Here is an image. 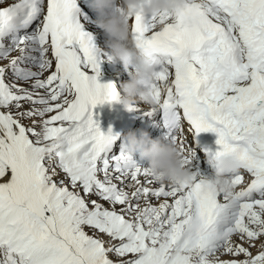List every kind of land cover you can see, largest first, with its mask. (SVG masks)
Listing matches in <instances>:
<instances>
[{"label":"snow or ice","instance_id":"1","mask_svg":"<svg viewBox=\"0 0 264 264\" xmlns=\"http://www.w3.org/2000/svg\"><path fill=\"white\" fill-rule=\"evenodd\" d=\"M78 13L77 0H0V264H264V241L250 250L264 237V0H188L175 17L129 18L155 68L145 114L161 117L190 168L187 134L215 133L210 162L238 161L231 199L199 170L161 183L116 151L94 109L119 102L118 90L98 82Z\"/></svg>","mask_w":264,"mask_h":264},{"label":"clouds","instance_id":"2","mask_svg":"<svg viewBox=\"0 0 264 264\" xmlns=\"http://www.w3.org/2000/svg\"><path fill=\"white\" fill-rule=\"evenodd\" d=\"M187 6L188 0H92L97 26L106 38L108 59L114 64H122L125 70L129 66L134 70L130 79L119 86V102L125 106L153 105L152 89L147 85L155 75L151 59L134 46L129 18L136 15L175 17ZM122 146L131 158L138 153L157 181L171 185L192 182V170L187 159L168 139H152L147 133L138 136L130 132L123 137ZM212 163L215 171L211 177H203L204 187L231 199L239 190L231 183L229 175L239 171L237 158L225 154L216 157Z\"/></svg>","mask_w":264,"mask_h":264},{"label":"bare ground","instance_id":"3","mask_svg":"<svg viewBox=\"0 0 264 264\" xmlns=\"http://www.w3.org/2000/svg\"><path fill=\"white\" fill-rule=\"evenodd\" d=\"M7 2L8 4H11L12 2H15V0H7ZM78 18L81 19L84 25L83 30L91 36L92 43L99 50L101 64L98 82L101 84L113 83L119 91L120 84L128 81L134 70L131 68V66H129V68L125 70L122 64H114L108 59L105 49L106 38L103 31L97 26V14L94 11L92 3H90L89 0H80ZM12 55H16V53H12ZM24 107L27 108L29 107V105L25 104ZM148 111H150V106L143 103H139L135 105L132 110H129V108L121 102L113 101L111 103L97 105L94 109V119L99 123V126L103 132L107 133L109 128H111L113 134H118V136H120L122 143L123 137L130 132H134L138 136L141 133H147L152 139L164 138L166 129L162 126L161 117L159 115L148 116L145 114ZM116 116H121L122 119H126V117L131 116L137 119L134 124H128L124 122L120 126H116L114 124ZM24 123L28 124L30 123V121L25 120ZM185 127H187L186 124ZM212 133L213 132H202L196 134L195 130L193 129L187 134L188 146L195 153V156L192 158L191 170H199L202 175L208 177H211L215 171L213 163L209 160L208 153L215 152L218 148V146L217 148L214 146L216 143L213 144L211 140ZM120 146L121 145H119V147ZM115 149L118 152L119 148ZM132 159H134V161H137L138 165H142L143 167H146L147 165L145 161H142L140 159L138 153ZM244 176L246 184L248 181H250L251 177L247 173H244ZM152 202L157 203L155 202V200H153ZM104 239L107 240V237L105 236ZM250 250L253 255L257 254V252L259 251L257 242L256 246L252 247ZM228 256H226L225 260H231L235 258H233V256Z\"/></svg>","mask_w":264,"mask_h":264},{"label":"rangeland","instance_id":"4","mask_svg":"<svg viewBox=\"0 0 264 264\" xmlns=\"http://www.w3.org/2000/svg\"><path fill=\"white\" fill-rule=\"evenodd\" d=\"M211 135L214 137V139H213V137L211 136V140H212L213 144H215V143H216L215 141L217 140V136H216L215 133H212ZM213 140H214V141H213ZM121 141H122L121 138L118 137V139H117V141H116V144H115V148H120L119 145H122V144H123ZM117 146H118V147H117ZM214 146L217 148L218 145L215 144ZM218 147H219V146H218ZM217 149H218V148H217ZM118 151H119V149H118ZM133 160H134V159H133ZM135 162L137 163V161H135ZM146 166H147V165H146ZM58 179H59V177H58ZM155 202H157V201L155 200ZM154 204H155V203H154ZM90 234H91V232H90ZM236 238H237V237H233L234 240H237ZM261 241H264V237H261L258 241H256L257 244H258V248H259V246H260ZM244 246H245V247H249L248 243L245 244ZM251 248H252V247H251ZM226 256H228V255H222V256H221V259H224V260H225ZM230 256H231V255H229L228 257H230ZM233 258H234V257H233ZM235 258H237V259H244V257H242V256L235 257ZM113 259H115V257H113Z\"/></svg>","mask_w":264,"mask_h":264}]
</instances>
